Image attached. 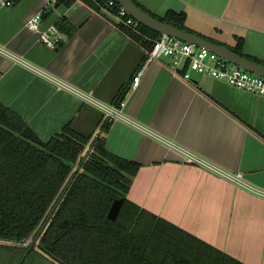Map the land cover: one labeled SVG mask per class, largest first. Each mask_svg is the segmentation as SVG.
I'll return each mask as SVG.
<instances>
[{"label":"crops","instance_id":"obj_1","mask_svg":"<svg viewBox=\"0 0 264 264\" xmlns=\"http://www.w3.org/2000/svg\"><path fill=\"white\" fill-rule=\"evenodd\" d=\"M6 1L0 43L32 65L5 62L0 101L46 141L69 122L96 134L106 116L88 94L113 103L126 88L123 117L112 118L105 135L110 151L142 164L128 197L246 264H264V196L187 158L239 172L264 189V96L195 71L185 79L169 56L149 62L130 89L146 47L107 10L87 0ZM137 1L158 15L184 11L189 28L224 44L242 37L245 53L264 60V0ZM40 11L41 28L55 25L63 34L56 47L27 26Z\"/></svg>","mask_w":264,"mask_h":264},{"label":"trees","instance_id":"obj_2","mask_svg":"<svg viewBox=\"0 0 264 264\" xmlns=\"http://www.w3.org/2000/svg\"><path fill=\"white\" fill-rule=\"evenodd\" d=\"M132 1L158 20L264 65L245 53L242 37L230 46L189 28L184 11L158 15ZM87 2L101 12L109 7V0ZM120 29L146 48L161 34L142 22L140 31L148 38ZM126 94L122 89L113 103L120 106ZM111 123L104 117L94 134L69 122L40 144L23 135L27 123L0 101V247L11 251L0 256V264H246L128 197L142 164L107 148ZM117 198L124 201L118 217L110 219Z\"/></svg>","mask_w":264,"mask_h":264},{"label":"built area","instance_id":"obj_3","mask_svg":"<svg viewBox=\"0 0 264 264\" xmlns=\"http://www.w3.org/2000/svg\"><path fill=\"white\" fill-rule=\"evenodd\" d=\"M58 0H47L49 3H55ZM98 2V0H94ZM117 0H109L108 6L103 7L107 10L115 19V22L120 26L130 28L133 31L142 34L140 31V22L136 20L121 4L116 12H113L110 7L114 6ZM7 5L13 3V0L5 2ZM43 18V11L35 13L27 21L28 28L39 33L41 40L51 47L56 45L63 40V34L55 26L52 25L48 29L41 28V22ZM119 25H116L120 28ZM153 43L150 48H146V59L143 65L139 68L133 81L130 85V89L136 88L141 80V76L149 62L157 60L164 56L172 58V68L178 73L183 70L182 77L185 79H191V72L195 71L199 74H207L214 78L226 81L227 83L236 86L238 88L245 89L247 91L264 96V76L258 75L251 72L231 60L219 55L207 47H201L196 43L187 42L176 36L168 33H161L157 38L152 39ZM0 57L3 60L0 61V79L5 75L6 68L5 62L8 64H25L32 65L24 58L23 55L14 52L9 47L0 43ZM34 67V66H33ZM37 70V68L35 66ZM82 93V92H80ZM87 98L94 104L100 107L106 118H117L123 117L122 106L115 103H107L96 98H92L88 94ZM188 160L191 162H197L205 167L212 173H215L223 178L229 179L238 185L260 195L264 196V189L252 186L246 183L243 175L239 172H230L220 168L216 164L209 161L197 158L194 154H188Z\"/></svg>","mask_w":264,"mask_h":264},{"label":"water","instance_id":"obj_4","mask_svg":"<svg viewBox=\"0 0 264 264\" xmlns=\"http://www.w3.org/2000/svg\"><path fill=\"white\" fill-rule=\"evenodd\" d=\"M136 20L139 22H142L149 27L153 28L154 30L160 32V33H168L170 35L176 36L182 40H185L187 42H193L198 44L199 46L207 47L211 49L212 51L218 53L219 55L231 60L233 63L238 64L239 66L254 72L258 75L264 76V65L250 60L249 58L239 55L238 53L234 52L230 48L220 45L217 43H214L212 41H209L203 37H200L197 34L181 30L177 27H174L172 25H169L161 20H158L151 16L149 13L141 9L139 6H137L132 0H117ZM23 135L35 142H38L40 144H43L45 141L42 140L31 127L26 126V128L23 130ZM124 199L123 198H117L113 201L108 216L110 219H116L118 217V214L121 210L122 204ZM37 235L33 240L29 242V249L34 246L38 239ZM28 240H24L23 242L26 243Z\"/></svg>","mask_w":264,"mask_h":264},{"label":"rangeland","instance_id":"obj_5","mask_svg":"<svg viewBox=\"0 0 264 264\" xmlns=\"http://www.w3.org/2000/svg\"><path fill=\"white\" fill-rule=\"evenodd\" d=\"M92 128H95V129H97L98 128V125H97V123H93L92 124ZM32 240V238H30L29 239V241H31ZM28 242V241H27ZM6 252H11L10 250H5L4 248H2V247H0V256H2L3 254L5 255L6 254Z\"/></svg>","mask_w":264,"mask_h":264}]
</instances>
